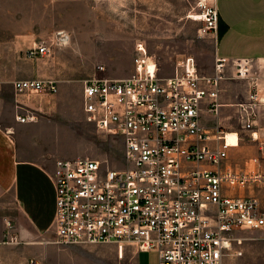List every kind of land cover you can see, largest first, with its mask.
<instances>
[{
    "label": "built area",
    "instance_id": "obj_1",
    "mask_svg": "<svg viewBox=\"0 0 264 264\" xmlns=\"http://www.w3.org/2000/svg\"><path fill=\"white\" fill-rule=\"evenodd\" d=\"M217 1L202 6L204 32L217 30ZM55 39L63 46L69 35L57 31ZM49 53L46 45H36L27 56ZM132 66L128 78L83 84L84 118L100 134L122 139L124 168L89 158L56 162L49 177L53 243L111 245L117 255L133 247L138 254H154L156 264H225L243 242L240 233L264 235V171L227 165L226 133L206 131L201 105L206 101L205 112L216 116L226 73L232 70L235 79L248 80L251 63L215 58L212 76L200 77L183 59L171 77H160L155 59L137 45ZM13 87L17 93L58 91L55 82L42 80L18 81ZM252 88L249 102L239 105L246 130L256 117V84Z\"/></svg>",
    "mask_w": 264,
    "mask_h": 264
},
{
    "label": "rangeland",
    "instance_id": "obj_2",
    "mask_svg": "<svg viewBox=\"0 0 264 264\" xmlns=\"http://www.w3.org/2000/svg\"><path fill=\"white\" fill-rule=\"evenodd\" d=\"M212 3L214 0H0V38L46 45L50 53L44 57L56 61L59 67L58 86L83 88L89 79L128 78L137 45L155 59L160 77H171L177 62L183 59L194 65L200 77H211L216 38L213 32H204L200 15L202 6ZM18 25L27 30L26 35L16 28ZM57 31L69 35L66 45L57 44ZM231 74L230 78L225 75V81L238 80ZM245 81L240 88L245 96L239 93V101L228 103L236 110L238 126L226 132H238L241 138L238 144L236 133H226V143L235 148L229 151V158L238 168L244 160L259 159V168L264 171V135L258 133L264 130V100H258L255 108L254 128L243 131L239 105L248 103L255 84L252 74ZM67 104L76 122L75 151L123 169L122 139L102 135L86 122L77 93L67 97ZM254 133L258 137L255 141L251 138ZM46 236L54 246H48L40 259L34 256L22 264L29 260L36 264H156L154 254H138L133 247H125L120 259L111 245L59 246L53 243L51 232ZM238 236L243 242L233 249L225 264H264V235L244 231Z\"/></svg>",
    "mask_w": 264,
    "mask_h": 264
},
{
    "label": "crops",
    "instance_id": "obj_3",
    "mask_svg": "<svg viewBox=\"0 0 264 264\" xmlns=\"http://www.w3.org/2000/svg\"><path fill=\"white\" fill-rule=\"evenodd\" d=\"M215 6L219 15L218 27L214 32L215 58L228 61L248 59L258 92L257 99L262 102L264 0H218ZM22 25L25 26L24 23ZM16 28L22 27L18 25ZM21 30L27 34L25 28ZM36 42L29 45L25 39L0 38V264H22L34 256L40 259L48 252V246H54L48 243L49 237L46 236L50 232L52 234L55 206L49 177L55 171L56 162L86 158L75 151L76 122L67 106V97L72 93H77L82 101V87L57 84L55 95L17 93L14 90L13 84L18 81L55 82L59 79L56 61L47 57L27 56L28 50ZM231 73H227L226 77L230 78ZM244 82L224 79L220 83V107L216 116L208 115L205 112L207 102L202 103L201 123L206 131L212 133L214 129H221L225 133H236L241 142L238 132L226 130H235L238 126L236 110L228 103L239 101ZM18 116H30L35 120L19 123L16 120ZM256 121L257 115L252 127L243 131H251ZM258 133L264 135V130ZM251 138L257 140V134H252ZM232 149L235 148L228 149L227 153L228 166L240 171L261 170L259 159L257 164L249 159L244 160L240 168L233 166L229 158Z\"/></svg>",
    "mask_w": 264,
    "mask_h": 264
},
{
    "label": "bare ground",
    "instance_id": "obj_4",
    "mask_svg": "<svg viewBox=\"0 0 264 264\" xmlns=\"http://www.w3.org/2000/svg\"><path fill=\"white\" fill-rule=\"evenodd\" d=\"M195 19L198 20V16H196ZM226 136H227V134H226ZM236 138H237V142H238V144H239V140H238L237 135H236ZM225 139H226V138H225ZM227 145H228V144H227ZM228 146H229V145H228ZM122 257H123V251H122L121 253H119V258L121 259Z\"/></svg>",
    "mask_w": 264,
    "mask_h": 264
}]
</instances>
